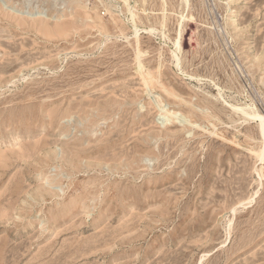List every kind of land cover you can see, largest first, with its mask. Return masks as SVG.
<instances>
[{
	"label": "rangeland",
	"instance_id": "obj_1",
	"mask_svg": "<svg viewBox=\"0 0 264 264\" xmlns=\"http://www.w3.org/2000/svg\"><path fill=\"white\" fill-rule=\"evenodd\" d=\"M257 113L264 0H0V264H264Z\"/></svg>",
	"mask_w": 264,
	"mask_h": 264
},
{
	"label": "bare ground",
	"instance_id": "obj_2",
	"mask_svg": "<svg viewBox=\"0 0 264 264\" xmlns=\"http://www.w3.org/2000/svg\"><path fill=\"white\" fill-rule=\"evenodd\" d=\"M126 1H127V0H126ZM131 11H132V10H131ZM134 11H135V10H134ZM165 23H166V22H165ZM150 31H151V30H150ZM178 46H180V45H178ZM178 48H179V47H178ZM177 53H178V52H177ZM176 55H177V54H176ZM176 55H175V57H177ZM177 58H178V57H177ZM178 60H179V59H178ZM178 63H179V62H178ZM140 65H141V63H140ZM178 66H179V65H178ZM146 76H147V75H146ZM150 76H152V75H149V78H150ZM147 77H148V76H147ZM157 77H158V76H157ZM160 77H161V76H160ZM190 77H192V76H190ZM152 79H153V76H152ZM152 79L150 78L151 81H152ZM157 79H158V78H157ZM160 79H161V78H160ZM145 80H146V79H145ZM158 80H159V79H158ZM158 80H157V82H158ZM202 80H203V78H202ZM147 81L149 82L148 79H147ZM153 81H154V80H153ZM153 81H152V82H153ZM155 82H156V81H155ZM157 82H156V83H157ZM149 83H150V82H149ZM149 83H147V84H149ZM156 83H155V84H156ZM159 83H160V82H159ZM159 83H158V84H159ZM161 85H163V84H161ZM161 85H160V86H161ZM218 87H219V86H218ZM153 88H154V87H153ZM165 89H166V88H165ZM166 91H167V89H166ZM220 92H221V91H220ZM167 93H168V91H167ZM173 94H175V93H173ZM170 95H171V94H170ZM175 96H176V95H175ZM175 96H174V97H175ZM175 98H176V97H175ZM217 100H218V99H217ZM162 105H163V104H162ZM163 107H164V106H163ZM237 108H238V107H237ZM163 109H164V108H163ZM163 109H162V110H163ZM234 109L237 110L236 108H234ZM242 109H243V108H242ZM239 110H240V108H238L237 111H239ZM240 111H241V110H240ZM243 111H244V113H246L245 110H243ZM243 111H242V112H243ZM165 113H166V112H165ZM247 113H248V112H247ZM247 113H246V114H247ZM257 114H258V115H254V114H253V116H254V117H259L261 120L263 119V121H264V118H263L261 115H259V113H257ZM248 115H251V114H248ZM249 117H250V116H249ZM262 129H263V133H264V128H262Z\"/></svg>",
	"mask_w": 264,
	"mask_h": 264
}]
</instances>
